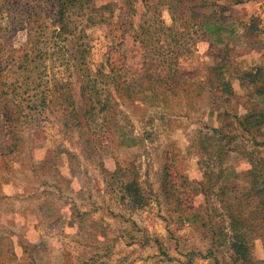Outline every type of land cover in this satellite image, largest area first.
<instances>
[{"label":"rangeland","instance_id":"rangeland-1","mask_svg":"<svg viewBox=\"0 0 264 264\" xmlns=\"http://www.w3.org/2000/svg\"><path fill=\"white\" fill-rule=\"evenodd\" d=\"M157 1L0 0V264H242L212 245L231 234L217 195L192 190L264 163V125L237 123L264 112L246 78L264 68V0H204L228 29L210 33ZM220 131L236 138L219 157ZM250 251L264 260L262 240Z\"/></svg>","mask_w":264,"mask_h":264},{"label":"trees","instance_id":"trees-1","mask_svg":"<svg viewBox=\"0 0 264 264\" xmlns=\"http://www.w3.org/2000/svg\"><path fill=\"white\" fill-rule=\"evenodd\" d=\"M226 1L228 2L229 0ZM230 1H233L234 3H242L248 0ZM156 4H159V0ZM183 4L190 5L191 11L186 13L185 10H182L181 5ZM201 4H204V0H165V5H167L170 10H173V12L171 11L173 17L172 20L178 26L185 28V25H187L189 20L195 22L193 27L197 28V32L199 30L202 33H210L212 31L221 32L223 30L227 31V27L222 25L224 18L221 19L215 17L212 13L201 14L197 10L194 11V7L200 6ZM110 8L111 7L109 5H106L101 7L96 12L101 17L100 21L104 20L106 17L104 11ZM225 8V6L222 7V12ZM100 10L103 11L99 12ZM108 17H110V14ZM231 32L234 34V30H231ZM181 34L182 33L178 35ZM168 37L169 36H166V38ZM174 37L176 39L177 36H172V39H174ZM165 76H168V72H165ZM246 78L250 79L248 80L249 84L255 85L253 88L255 90V94L261 98H264V68L261 67L257 69L255 74H248ZM112 81L115 92H118L119 94L122 93L129 99L139 95L138 92L133 90L130 91L128 89L132 85V78L124 79L122 81L119 78H113ZM137 81L138 82L136 84L140 90L148 88L146 85L147 83L152 84L156 82L154 78L145 72L140 79H137ZM52 86L54 89L56 88L55 84ZM108 97H110V95H108ZM2 115L5 119V122L11 121L10 116L6 112H3ZM258 117L259 121L256 122L237 123L243 131L251 133L252 131L254 132L259 130L260 127L264 125V112L259 111ZM216 135L217 136L215 137L217 138L215 140L217 142V148L215 150V154L220 157L225 155V151L227 152V148L225 146L231 144V138L234 139L236 136L222 131L218 132ZM12 137L13 136L11 135L8 141L5 143L7 151L14 150L13 148L16 146L15 139ZM122 141L126 142L128 141V138H124ZM260 143L261 142L255 141V144ZM127 146H131V144H127ZM247 175V183L242 180L244 184H241L238 182L240 178L239 175L236 174L235 179H230L223 173V170L220 169L216 172H212L208 177L209 179L204 180L203 178L199 181H195L194 190H192V192L194 191L193 195H204L207 199L210 193L214 191V194L217 195L225 216L229 221L231 234H221L222 227H220L218 231L213 230L211 232L212 245L215 243H227L229 249L232 251V258L235 261L242 262V264H264V260L260 262L253 261L250 251L253 241L259 239L264 242V163H256L252 165V167L247 171ZM125 187V193L129 199L131 198L134 204L142 205L143 201L137 190V185L134 182H130L127 183ZM221 235L223 236L222 241L220 240ZM209 253H211V251H209Z\"/></svg>","mask_w":264,"mask_h":264}]
</instances>
